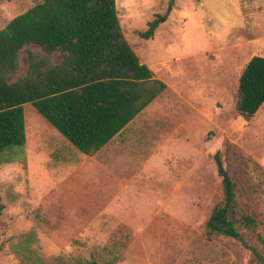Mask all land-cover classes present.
I'll list each match as a JSON object with an SVG mask.
<instances>
[{
	"label": "rangeland",
	"instance_id": "374dc122",
	"mask_svg": "<svg viewBox=\"0 0 264 264\" xmlns=\"http://www.w3.org/2000/svg\"><path fill=\"white\" fill-rule=\"evenodd\" d=\"M38 1L0 0V29ZM168 1L115 0L129 44L166 84L135 124L157 157L96 166L24 103L26 143L0 153V264H257L205 224L222 199L218 150L256 221L244 241L264 252V103L252 116L235 107L245 64L264 56V0H173L154 36H138ZM29 52L47 54L23 45L18 74Z\"/></svg>",
	"mask_w": 264,
	"mask_h": 264
},
{
	"label": "trees",
	"instance_id": "16d2710c",
	"mask_svg": "<svg viewBox=\"0 0 264 264\" xmlns=\"http://www.w3.org/2000/svg\"><path fill=\"white\" fill-rule=\"evenodd\" d=\"M172 7L169 0L137 35L152 38ZM30 43L47 54L29 52L26 70L18 74L19 50ZM54 51L61 53L57 63L48 55ZM165 88L126 39L115 0H39L0 29V153L26 143L24 103H31L75 148L93 155ZM263 101L264 56L253 55L239 76L235 107L252 116ZM213 158L222 199L211 210L206 233L240 240L252 260L264 264V252L248 245L241 232L254 230L255 218L239 209L236 184L218 150ZM2 209L0 203V216Z\"/></svg>",
	"mask_w": 264,
	"mask_h": 264
},
{
	"label": "crops",
	"instance_id": "0c3cea01",
	"mask_svg": "<svg viewBox=\"0 0 264 264\" xmlns=\"http://www.w3.org/2000/svg\"><path fill=\"white\" fill-rule=\"evenodd\" d=\"M140 62L143 63L142 60H140ZM147 66L149 67V65ZM263 103L264 101L262 104ZM144 109L140 111L133 119H131V121H129L118 133H116L93 155L85 154L86 158L84 160L89 161L96 166H104L109 160L118 158L119 155H121V153L124 151H129L128 154L129 156H132V158L130 157L131 159H133L135 156L140 158L147 156L149 159L152 158L151 160H155L157 156H155V153H152L155 151V149H152L151 145H147V135H145V133H141L143 130L135 126L136 122L141 120Z\"/></svg>",
	"mask_w": 264,
	"mask_h": 264
}]
</instances>
